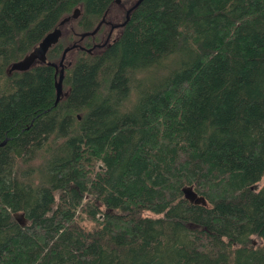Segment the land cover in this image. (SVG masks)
<instances>
[{"label":"trees","instance_id":"trees-1","mask_svg":"<svg viewBox=\"0 0 264 264\" xmlns=\"http://www.w3.org/2000/svg\"><path fill=\"white\" fill-rule=\"evenodd\" d=\"M113 1L0 0V264H264V0Z\"/></svg>","mask_w":264,"mask_h":264},{"label":"water","instance_id":"water-1","mask_svg":"<svg viewBox=\"0 0 264 264\" xmlns=\"http://www.w3.org/2000/svg\"><path fill=\"white\" fill-rule=\"evenodd\" d=\"M140 0H136L125 12V18L124 20L120 23V24H124L126 22V20L128 19V14L129 11L132 7H134L135 5H137L139 3ZM80 13V8L79 7H75L72 15L74 17H77ZM104 19V17L102 18V20ZM64 21V19L61 20L62 24ZM99 24H97L95 26V28L93 30H91L90 32H84L81 37H83L86 33H94L96 31V29L98 28ZM61 35V28L57 27L54 30L48 32L39 42L38 44H36L23 58H21L20 60L14 61L10 64L8 70H14V69H18V70H24L29 68L33 63H35L36 61H40V62H46L47 64H51L53 65L56 69L59 70L58 72V77L56 79V98L54 103H56L59 100L60 94L62 92V78H63V68H64V58H65V54L66 52L71 49L72 47H75L77 44L73 43L69 46H66L63 49L62 55L59 59L58 62L55 61H51V60H47L46 57V52L47 49L53 44L55 43L59 36ZM109 35V34H108ZM108 37L106 38V40L104 41V43H106ZM83 47V46H81ZM88 50H90V48H88ZM6 142V138H4L3 140L0 141V145L4 144ZM182 191L184 194V197L186 199H188L190 202H194V203H204L205 202V198L203 195L198 194L194 189L192 185H185L182 187ZM16 219L22 223V218L20 215H16Z\"/></svg>","mask_w":264,"mask_h":264},{"label":"rangeland","instance_id":"rangeland-1","mask_svg":"<svg viewBox=\"0 0 264 264\" xmlns=\"http://www.w3.org/2000/svg\"><path fill=\"white\" fill-rule=\"evenodd\" d=\"M136 0H114L113 3L110 5L109 9L104 15V23H103V28H102V33H101V39L103 40L107 34L108 39L107 41H111L112 38H115L119 33H120V24L123 21V16L125 12V8L128 7L129 5L133 4ZM73 18H75L72 15ZM71 17H66L61 24V33H65L67 28L70 26L71 22ZM68 23V24H67ZM107 38V36H106ZM106 41V42H107ZM74 52L69 51L66 53L64 61H71L73 58ZM263 178H261L259 181H257L254 185L253 188L257 189L260 184L262 183Z\"/></svg>","mask_w":264,"mask_h":264},{"label":"flooded vegetation","instance_id":"flooded-vegetation-1","mask_svg":"<svg viewBox=\"0 0 264 264\" xmlns=\"http://www.w3.org/2000/svg\"><path fill=\"white\" fill-rule=\"evenodd\" d=\"M131 5H132V4H131ZM131 5H129L128 7L125 8V12H126V10H127ZM125 12H124V18H125ZM124 18H123V20H124ZM102 21H104V19H103ZM106 36L108 37V34H107ZM106 36H105V38L103 39L104 41L106 40ZM113 39H114V38H112L111 40H113Z\"/></svg>","mask_w":264,"mask_h":264}]
</instances>
